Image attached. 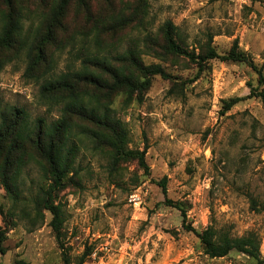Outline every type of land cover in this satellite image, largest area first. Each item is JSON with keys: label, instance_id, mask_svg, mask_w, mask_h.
Instances as JSON below:
<instances>
[{"label": "rangeland", "instance_id": "rangeland-1", "mask_svg": "<svg viewBox=\"0 0 264 264\" xmlns=\"http://www.w3.org/2000/svg\"><path fill=\"white\" fill-rule=\"evenodd\" d=\"M166 21L178 27L190 47L211 35L222 55L237 40L264 69V0H150L147 24L123 40L117 53L143 51L144 36L157 34ZM70 51L58 52L50 78L79 67L75 50ZM142 59L164 65L177 83L195 77L185 64ZM210 66L182 91L157 77L141 102L125 106L117 97L112 116L122 121L130 149L146 150L150 175L144 177L135 162L111 172L106 157L82 147L76 158L81 186L68 187L57 199L64 219L62 249L48 214L35 226L23 215L42 176L35 164L25 166L18 179L17 226L5 234L0 264H62V252L71 264L88 253L83 264H245L235 253L219 259L203 255L198 238L184 230L180 212L164 204L158 185L163 177L167 199L188 207L187 224L197 231L212 225L232 237L255 232L264 256V210L250 204L252 197L264 207V102L246 99L221 112L222 100L246 97L249 85L258 87L257 76L243 65L215 60ZM24 70V62L14 61L1 71V107L23 109L30 123L41 118L51 124L61 107L39 103L40 83L25 79ZM0 206L12 209L1 184Z\"/></svg>", "mask_w": 264, "mask_h": 264}, {"label": "trees", "instance_id": "trees-1", "mask_svg": "<svg viewBox=\"0 0 264 264\" xmlns=\"http://www.w3.org/2000/svg\"><path fill=\"white\" fill-rule=\"evenodd\" d=\"M149 8L150 0H0V73L14 61L24 62L23 77L40 83L39 103L61 107L60 117L51 124L41 118L30 123L23 109L1 107L0 103V184L12 203L8 211L0 206L1 255L5 254L2 243L6 232L17 226L16 209L21 194L18 179L25 166L35 164L42 176L31 199L32 207L23 215L35 226L48 214L49 227L61 249L64 219L57 199L68 187L81 186L76 158L82 147L93 155L106 157L111 172L117 173L122 165L135 162L144 177L150 175L146 150L130 149L122 121L112 116L117 97L124 98L125 106L141 102L157 77L182 91L211 71L212 61L219 60L250 68L258 84L256 88L249 85L246 97L222 100V114L246 99L264 102V69L241 50L237 40L222 55L211 35L190 47L178 27L166 21L157 34L144 36L143 51L128 49L117 53L123 40L147 24ZM67 47L70 52L75 50L72 56L74 61H80L79 67L50 78L56 55ZM143 55L171 66L185 64V69L195 70V77L177 83L164 65L145 63ZM166 183V177L158 182L164 204L180 212L184 230L198 238L203 255L219 259L235 253L245 258V264H264L258 234L248 232L232 237L212 225L197 231L187 224L188 207L167 199ZM250 204L253 210H264L252 197ZM90 254L80 257L78 264L85 263ZM61 256L62 264H71L66 253Z\"/></svg>", "mask_w": 264, "mask_h": 264}]
</instances>
